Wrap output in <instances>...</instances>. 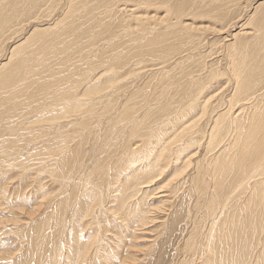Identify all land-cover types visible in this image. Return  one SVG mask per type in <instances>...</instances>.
Instances as JSON below:
<instances>
[{
  "label": "bare ground",
  "instance_id": "bare-ground-1",
  "mask_svg": "<svg viewBox=\"0 0 264 264\" xmlns=\"http://www.w3.org/2000/svg\"><path fill=\"white\" fill-rule=\"evenodd\" d=\"M48 1L24 7L25 0H0V61L14 38L0 65V180L2 171L24 176L35 165L37 176L67 191L29 233L27 257L16 264H113L109 242L95 250V240L82 236V219L84 227L107 231L121 200L116 215L143 229L151 219L150 206H141L145 185L178 164L172 194L192 181L182 172L193 167L197 174L192 191L202 216L184 248L194 261L264 264V2H250L244 16L235 13L246 0H112L106 12L69 1L60 18L46 15L56 30L41 33L35 20ZM125 1L140 7L138 36L109 19ZM203 21L225 31L208 44L223 45L226 70L206 61L216 52L201 48L210 34L194 32ZM25 27L32 30L22 47ZM201 55L193 68L189 62ZM139 64L147 69L130 77ZM16 128L27 131L39 157L20 161L30 149L11 145L7 135ZM221 136L227 143L218 149L213 139ZM203 146L205 164L196 158ZM206 216L212 220L204 230Z\"/></svg>",
  "mask_w": 264,
  "mask_h": 264
},
{
  "label": "rangeland",
  "instance_id": "rangeland-1",
  "mask_svg": "<svg viewBox=\"0 0 264 264\" xmlns=\"http://www.w3.org/2000/svg\"><path fill=\"white\" fill-rule=\"evenodd\" d=\"M29 1L31 0H25V4L22 6L27 7ZM49 1L48 3H45L44 6L41 8L42 12L44 13V16L39 17L40 19L35 20L37 21V25H41L39 28H37V30L40 31L41 33L46 30H50V31L56 30L53 24L48 25L46 23L47 21L44 20H46V18L48 17H54V19L60 18L61 11L63 10V6H65V4L69 1H71L73 5H75L76 7L87 8V9L98 8L102 12H106V10L109 9L108 6H110V4L112 3V0H49ZM250 2H254V4H256L257 2L262 3L264 2V0H258V1L246 0L247 4L243 5L244 7L238 13L235 14H240L241 12L240 15H242L243 10L246 11L248 9L247 7L250 5ZM124 3L125 4L119 9L117 6L112 8L115 10V14H113L114 12H112L111 13L112 15L109 16V19L112 20V22H114V24L117 27L123 25L124 34L128 36L129 35L138 36L140 35L139 33L142 28V24L139 18V15H141L142 13H138L140 11V7L135 6L134 2L125 1ZM262 9H264V5ZM46 15H48V17H46ZM153 15L154 13L151 16ZM243 15L245 16V14ZM103 16L105 17V14ZM256 18L257 16L254 18V20L250 22V24L247 25V27L249 26L253 27ZM30 21L32 22L34 20H30ZM67 21L68 20L66 19L65 23H67ZM188 22H192L191 19H189ZM24 26L27 27V24L25 23L23 25H20L19 28ZM26 27L23 30H21V33L19 34V36L21 37L25 35L26 39L23 40V42H25L29 38L28 36L30 35L32 30V29L31 30L27 29ZM197 27L200 28V32L198 31H194V32H196L198 35H200L202 32L207 35L208 34L211 35L214 33L221 34L225 32V31H219V30H223L221 28L218 29L220 26L215 28L214 25L208 23L207 21L200 22V24ZM227 27L230 28V25ZM237 32L239 31L237 30ZM210 35H208L209 37H206L207 40L206 41L204 40L203 42L204 45H202L201 48L205 49L208 52L212 51V53L215 52L216 53L215 55L213 54L209 56V58L206 57V61L209 63L214 61V64L216 63V67L218 65L220 70H226L228 63H226L225 52L222 51L223 49L221 48L223 47V45L219 42L220 44H218V48L216 49L215 46L213 45L214 43L208 44V39L211 40L213 37L212 35L211 36ZM22 38L17 37L16 41L18 42ZM13 39H9L10 41L7 40V42L4 43L3 46L4 51L2 53L3 55L5 54V56L0 61V65L2 63L7 62V59L9 57L8 50L10 49L11 46L10 44H12L10 42L13 41ZM220 41L222 40L220 39ZM2 42L3 40L0 42V45ZM28 45L29 42L26 41L21 46L27 47ZM211 47H213V49ZM138 51L139 50L135 52ZM207 55L210 54L207 53ZM198 58L204 60L203 59L204 57H202L201 55V57H196L195 60L190 61L189 63L192 64L193 68H195L197 64L196 59ZM223 66L226 67L224 68ZM142 67H143L142 64H139L136 67H134L133 70L134 72L130 75V77H136V74L142 73L147 69L145 67L143 68ZM9 68L10 67L6 68L7 70L5 71V73L8 71ZM140 82L142 81L140 80ZM18 117L19 115L16 116V118ZM202 119H203L202 122L204 123L206 118L203 116ZM202 122L201 124H203ZM36 125L37 124H34L33 128ZM26 132H27L26 130H19L16 128V130L12 131V134L10 133L7 135V137H10L12 139L11 145L15 147H19V150L23 151V149L29 147L30 150L28 152L22 153L23 158L20 160L22 162H27L28 158L32 159L33 154H36L34 155V157H39V152L34 151L33 148L32 149L30 148L29 145L30 138L24 135V133ZM227 138L228 137L221 136V139H219L220 143L216 138L213 139L214 141L213 146H217L219 144L218 146L219 149L224 144V142L227 143L226 141ZM205 149H206L205 146H203L201 148L200 154H198V156L196 157V158H202V164H205V162H207L204 157ZM28 154H30V156H28ZM33 168H35L36 172L34 171L33 172L29 171L26 173L24 172L23 173L24 176L23 175L21 176V173L18 172V170L17 171L5 170L2 171L1 173L0 264H16L17 261L20 260V258L27 257L26 256L28 250L27 239L29 233L31 232L30 235L31 237L33 235L32 229H34V227L38 223L44 221L49 217L52 210L51 208L52 206H50V203L54 200L58 203L59 200H61V198H63L67 194V191L64 192L63 194L64 190L61 189L60 191V188H58L59 187L58 184L55 181H53V179H50V177L48 178L45 177L44 175L37 176L36 174H37L38 166L35 167L34 165L32 169ZM181 169L182 166L178 164V166L173 169V172L166 171L163 176H160L152 184L145 185V190L146 191L148 190L147 191L148 194L144 195L143 202L145 204L141 206L142 208H144L145 205H147V207L148 205L150 206L149 207L150 213L148 214V216L149 217L151 216V219L149 220L150 223H147L143 227V229H137L136 231H134V229L138 225L136 220H133V218L128 219V217H122V216L118 217L116 215L115 211L121 208L122 205V201L119 200L114 205L117 207L113 208V210L111 211V215L113 213L116 221L112 222V224H110L108 228L106 226L107 222L103 224V227L106 226L105 228L108 229L107 231L104 228L105 231L96 232L95 229L84 227L86 221L82 219L81 223L83 224V228H84L82 236L87 235V238L88 236H90V238H93L95 240V242L92 245V247L96 246L95 250L97 249V246L100 243L99 241L106 240L107 242H109L108 251L110 254L115 255L113 259V264H123L122 262H124V264H197L196 260L194 261L195 259L194 255L193 256L192 254L189 255V252L186 251V249H184L188 239H190L189 237H191L190 232L194 226L193 225L194 218L195 217L197 218L198 215L202 216V214L201 213L199 214V211L195 207L196 206L195 201L198 199L199 194L192 191V188L194 187L193 185H194L195 176L197 174L196 172L194 173L193 167H190L185 172H182L183 174L186 173L188 177L191 176L192 181L189 180L188 183L179 186L180 188L178 190L179 193L177 192L178 194L177 193L172 194L171 190L178 181L175 174L180 172ZM20 191H22V193H20ZM243 192H246V190L241 192L238 191L237 195L239 196L241 194H244ZM62 194L64 196H62ZM106 203H108V200H105V204ZM210 218H211L210 216H206V221H205L206 223L204 230H206V227L210 224V220H212ZM18 220L19 223H16V221ZM26 222H30V223H26ZM122 223L125 225H122ZM135 223H137V225ZM37 232L38 230L35 228V233ZM197 239L199 238L195 236L193 240H197ZM201 241L203 240L199 239L196 242L199 243ZM46 250L50 256H53L49 248H46ZM37 254L41 255L42 250L38 251ZM36 264L39 263L36 262ZM198 264H202V263H198Z\"/></svg>",
  "mask_w": 264,
  "mask_h": 264
}]
</instances>
